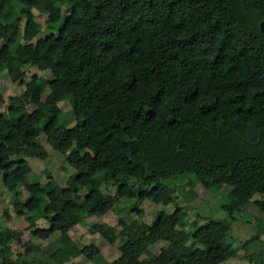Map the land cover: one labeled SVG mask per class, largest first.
<instances>
[{
	"label": "trees",
	"instance_id": "1",
	"mask_svg": "<svg viewBox=\"0 0 264 264\" xmlns=\"http://www.w3.org/2000/svg\"><path fill=\"white\" fill-rule=\"evenodd\" d=\"M32 10L47 15L44 37L36 38ZM262 19L264 0H0V73L13 82L29 67L52 75H32L0 113V177L33 237L58 232L51 250L26 241L12 258L21 231H0V264H68L78 256L94 264L229 260L233 214L264 195V133L246 136L250 123L264 128ZM64 100L73 125L58 106ZM40 135L75 170L64 187L31 178L26 158L47 157ZM188 176L205 189L230 187L221 203L226 218L197 214L206 221H194L191 232L182 207L164 210L175 203L169 183ZM103 183L114 196L102 192ZM193 187L187 202L196 198ZM124 199L153 202L157 217L151 224L120 219L118 232L92 226L108 244L119 240L110 261L93 242L79 248L69 231ZM254 204L264 211V202ZM35 214L47 227L34 225ZM257 225L251 242L264 232V222ZM158 241L165 245L145 256Z\"/></svg>",
	"mask_w": 264,
	"mask_h": 264
},
{
	"label": "rangeland",
	"instance_id": "2",
	"mask_svg": "<svg viewBox=\"0 0 264 264\" xmlns=\"http://www.w3.org/2000/svg\"><path fill=\"white\" fill-rule=\"evenodd\" d=\"M68 10L69 8L66 7L62 9L64 16L68 15ZM32 12L35 21L40 25V31L36 38L46 36L50 32L47 15L36 10H32ZM24 25L25 19H22L20 22V32ZM34 74L46 80L52 79V75L48 70L42 71L36 67L26 68L23 71L21 82H13L6 71L0 73V91L3 94V101L0 102V113L6 112L8 99L11 96H19L24 92L25 82L29 81ZM45 91L47 92L48 89L45 88ZM58 106L63 117L68 119L71 125H73V111L69 101H61L58 103ZM39 141L46 148L47 157L43 159L25 157L32 170L31 178L41 183L52 181L53 184H58L61 187L66 186L68 179L75 173V170L66 163L64 155L54 151L47 145L44 135L39 136ZM46 173L49 174V177H46ZM189 182L194 183L193 191L196 193V198L192 202H187L185 195L188 191ZM169 186L174 189L173 197L175 198V203L167 205L164 210L170 213L175 209L176 205L182 207L187 214L186 221L190 224L187 227L189 231L192 232L194 230L195 225H192L194 221H198L199 225L206 221V219H197V214H206L207 219L212 220L226 218V212L221 209V203L223 197L230 190L229 186L205 189L196 182L194 176L179 179L174 183H169ZM101 190L111 196L115 194V188L111 183H103ZM27 197V192L21 189L20 200L23 201ZM254 200L264 202V195H255L251 202L244 206L240 212L233 214L227 241L235 248V252L229 260L220 264H258L261 260H264V232L254 242L250 240L257 234V221L264 222V211L254 204ZM136 210H139L141 214ZM158 210L159 207L151 201L137 202L134 199L120 200L114 203L111 210L105 216L101 218L88 217L83 219L69 231V235L79 248L93 242L101 250L106 260L110 261L118 256L119 240L114 244H108L98 233H92L91 227L98 224H106L118 232L120 230L118 223L120 219L125 221L139 220L151 224L157 217ZM33 222L37 227L44 228L48 225L46 221L36 214L33 216ZM28 224L27 214L18 216L15 213L14 195L4 187L2 177H0V231L6 228L21 231L20 237L12 243V258H16L18 253L23 252L24 247L22 244L26 241L32 242L40 248H49L51 250L52 242L58 237V232L53 233L45 240L33 237L31 230L27 227ZM164 245V242L158 241L148 248V253L145 256L149 253H158ZM69 263L94 264L82 256L72 258Z\"/></svg>",
	"mask_w": 264,
	"mask_h": 264
},
{
	"label": "water",
	"instance_id": "3",
	"mask_svg": "<svg viewBox=\"0 0 264 264\" xmlns=\"http://www.w3.org/2000/svg\"><path fill=\"white\" fill-rule=\"evenodd\" d=\"M259 28H260V31L264 34V19H262L259 22ZM236 124H237V122L235 120H232L230 122L231 126H236ZM263 133H264V128H262V127L257 128L255 126V124H253V123L248 124L246 127V136L250 139H255L258 135H261ZM129 147H130L131 152H134L136 149L135 145L132 142L129 143ZM0 160H1V158H0Z\"/></svg>",
	"mask_w": 264,
	"mask_h": 264
}]
</instances>
